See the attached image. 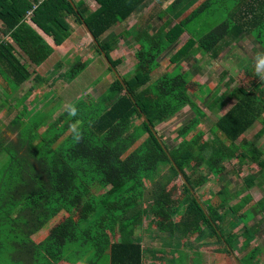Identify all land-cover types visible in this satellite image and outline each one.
<instances>
[{"label": "trees", "instance_id": "1", "mask_svg": "<svg viewBox=\"0 0 264 264\" xmlns=\"http://www.w3.org/2000/svg\"><path fill=\"white\" fill-rule=\"evenodd\" d=\"M0 1L2 30L9 32L13 43L27 57L21 60L13 44L0 39V74L5 78L6 90L13 93L12 105L21 106L5 124L14 133L13 138L0 130V264L74 262L66 256L67 245L71 246L72 260L87 257L83 264H96L105 250H108L107 264H142V247L132 236L137 220L148 211V206L140 204L145 197L142 185L145 180H155V190L150 192L159 198L157 190L161 191L175 176L181 178L180 189L185 196L170 213L190 214L193 230L197 229L199 219L211 227L215 240L225 241L229 246L221 232L223 225L215 223L216 217L222 221L223 216L212 208L209 198L196 195L193 171L198 162H204L219 182L217 193L223 194L222 200H232L252 184L261 186L264 156L253 144L264 133V117L261 118L264 88L252 80L236 87L233 90L236 101L217 117L208 138L203 129L195 128L202 115L198 96L204 95L203 87L194 86L190 72L181 69L180 61L193 49L209 51L214 56L226 43L225 37L232 39L253 23L264 27V0H202L174 22L171 20L184 11L183 2L187 0H171L163 10L151 14L160 23L144 25L131 37L136 44L132 48L134 62L131 72L125 75L115 70L120 59L109 56L116 44L109 30L140 9L144 0H95L94 10H89L81 0ZM252 2L255 4L251 5ZM211 4L230 14L229 19L208 31L192 50L193 39L185 40L168 56L173 62L171 68L152 79L151 71L169 45L175 43L185 23ZM238 13L240 23L233 21ZM26 16L54 45L61 44L69 35L65 17L72 16L90 33L92 45L104 56L107 68L118 74L93 101L77 98L42 131H38L39 125L52 109H41L34 119L27 118L28 108L23 100L33 86L18 94L15 91L29 77L43 80L29 66H38L53 48L24 20ZM123 36L127 38L128 32ZM84 67V61H76L63 74L72 79ZM50 104L46 107H52ZM184 105L194 115L177 128L179 139L175 143L164 140L155 124L169 119ZM42 112L43 116L38 114ZM255 121L261 123L258 130L242 138ZM224 160H234L232 164L238 167L248 161L245 166L252 171L233 192L225 188L231 182L229 176V180L225 177L234 168L224 167ZM250 202L251 195L247 192L231 203L233 214L226 225L244 224L249 214L254 216L257 210H264V197L246 205ZM62 212L67 215L51 226ZM158 212H153L156 228L168 226ZM47 223L49 229L42 232Z\"/></svg>", "mask_w": 264, "mask_h": 264}, {"label": "rangeland", "instance_id": "2", "mask_svg": "<svg viewBox=\"0 0 264 264\" xmlns=\"http://www.w3.org/2000/svg\"><path fill=\"white\" fill-rule=\"evenodd\" d=\"M81 1L90 9H93V7H95L96 5L93 0ZM170 1L171 0H148L146 3V7L143 6L138 13H132L131 15H128L119 23V26L115 28L113 27L112 30H109L113 33V38H116L115 47L109 52V56L111 59H114L115 57H118L120 59V61L115 65V70L117 71V73L125 75L131 72L134 62L132 48L133 46H136L134 40H132L131 37H134L136 31L144 25L147 27H151L153 25L156 26V24L160 23L161 21L158 20L155 16H152L151 14L157 12L158 10H163L165 7L168 6ZM192 1L193 0H187L186 2H183L186 6L183 9L184 11H182L179 16L174 17L171 21L174 22L179 18H182L183 16H186L188 13H190L191 10L194 9L193 6L195 2H199V0H194L193 3ZM65 18L69 24V35L59 45H54L49 36H47L46 34L43 35L44 39L52 46L53 51L38 66H32V64L31 66H29V69L32 67L31 69H33V72L43 80L39 82L35 81L34 78L32 79L31 77H29L20 83L21 87L16 88V92L18 94L23 92L29 85L33 86V88L29 90L28 94L26 95V98L23 100V103H25L26 107L28 108L25 112V116H27V118L30 116H32L33 118L34 114H36L41 109H52L50 115L45 118L46 120H44V122L39 125L38 131H42L46 127V125L52 121V119H54L60 112H62L67 105L72 104L77 98L81 97L87 101H93L100 94V92L104 90V86L109 81H111L113 76L115 75L111 70L107 68L108 63L106 62L104 56L102 54H98L97 51H95L94 46L91 42V38L84 29V27L79 24L72 16H67ZM226 19V16L222 17L220 15V9L217 7V4H211L205 10L200 11L195 17L190 18V20L186 22L187 24L185 23L183 32L178 37V43H183L188 38H192L193 42H197L201 38H203V36H205L208 31L212 30L218 24L220 25ZM207 25L209 26V29L202 28V26ZM125 31L128 32L127 38L123 36ZM259 36L260 38H262L260 42H263L264 46L263 33ZM16 52H18L20 59L22 58L24 60H27L26 55L23 54L21 51L19 52V50H16ZM167 58L168 57L166 55H163L162 58L159 60V64L151 71L150 76L152 79L155 78V76H157V74L161 73L163 70L171 68L173 63L172 61L169 62ZM76 61H84L85 67L81 69L75 75L74 78L69 79L66 74H63V72L67 71L71 63H75ZM181 64V69L183 70L186 64L182 63V61ZM232 64V61H229V63H227L226 61H223L220 58L217 62V66L209 67L208 73H211L210 75H212V77H215L216 79V74L219 71L228 67L227 65H231L230 70L232 69V67L235 68V66H233ZM226 71L229 70L227 69ZM234 73L235 71H231L233 77H237V80L235 79V81H237V83L242 84L241 81H243V78L241 74L239 73L235 75ZM228 74L231 75L229 72ZM257 74L260 76V71H258ZM207 76L208 74L206 73L200 77H196L193 80L195 87H197L198 85H203L204 87H206L202 90L203 93L207 88L211 86L210 84H205L207 82ZM262 77H264V73H262ZM0 81L3 86L4 81L1 79V77ZM8 90H0L1 95L7 93L6 101L3 102L0 106V130L4 132L6 137L13 138L14 133L8 130L5 124L21 106L20 104H18L16 107L12 105V102L10 101L12 93H10ZM202 98L203 95L200 94L198 96V101H201ZM19 99L20 97L17 98V100ZM48 103H51L50 106L52 107H46ZM199 105L200 108L203 110V114H205V116L212 115V113L206 106L201 105L200 102ZM181 109L188 110L187 105H184ZM43 113L44 112L38 114L43 116ZM205 116H203L201 121L195 125V128L203 129L205 132L204 136L210 138L212 136V133L207 127L211 124V120L204 118ZM135 121H138V119L136 118ZM180 122L181 116H171L169 119L155 124V128L160 132L164 140H167L169 142L172 141L173 143H175L179 139V136L177 134V128L180 126ZM259 127L260 125L258 123H255L242 135V138H248L250 135L256 132ZM253 145L255 149L257 151H260V153L264 156V134L257 138L254 141ZM233 162L234 160H224L222 162L224 167L228 169H230L231 167L234 168L232 173L227 172L226 175V177H230L231 182L225 188L227 190L230 189L232 192L235 189L240 188L242 185L241 179L245 175H248V173L250 174L252 172L245 166V164H249L248 161L245 162L244 165L239 167L232 164ZM194 168L195 169L193 171V181L197 188L196 195L201 199L209 198L211 201L210 204L212 205V208L219 215L223 216L222 221H220L219 218L216 217L215 223L219 226L223 225L222 227L224 228H221V232L223 236L227 238V241L232 246L234 252L245 251L244 258L240 259L241 257H238L237 260L239 262H237V260L233 256V252L232 254H230L229 247L226 246L225 248H223V246L220 244L221 241H219L218 243L215 240L213 233H211V227L203 224V222H200L199 219L197 220V229L193 230L192 226H194V221L192 220L190 214L175 212L170 213V209H173V207L176 208L177 203L182 200V198L185 196V192L180 189L181 178L179 177H173L163 185L162 189H160L161 191L157 190V192L161 194L159 198H156V193L150 192V190H155V180L144 181L142 187L145 190V197L142 199L140 204H142V206L144 207L148 206L146 208L149 212V215L143 217L144 222H147L148 218H150L152 214L153 217H151L150 220L153 224H151V226L153 228H156V216L153 214V212H157L159 210L158 214L161 212L160 216H163L171 230H177L175 231V233L179 234V236L175 238L176 242L173 243H181L180 247L182 248H179L180 250L177 249V258L174 257L171 260L174 264H213L214 260L217 257L220 260L223 257L225 258L223 261H221V264H257L251 263L250 261H252V258L254 259L255 257L261 255L260 246L258 242H256L253 247L247 244V242H249V238L255 235L254 231L256 232V228L254 226L249 227L251 226V224L249 225V220L252 218L253 215L249 214L248 218H246V220L244 221V224L243 222H239L233 227L227 226L226 224L227 221H230L233 214V211H231L229 205L231 203H234L247 192H249V194L251 195V202L246 203V205L256 203L261 198V196L264 195V184L261 186H255L252 184L248 187L247 190H243L240 195L234 197L232 200H222L221 197H223V194L217 193L220 187L219 182L218 180H216L215 176L213 177L210 172H208L204 162H198ZM165 171L166 169L163 168L162 172ZM202 174L204 175L202 176ZM66 215L67 214L64 212L60 213L58 216H56L55 219H53V221L51 220V226L57 223L58 221L62 220ZM88 220L90 222L92 219L89 218ZM254 221H256L258 224L264 225V210H257ZM81 226H85L84 223H81ZM168 226H160L158 227V229L156 228V230H158L159 232H163L164 234V230ZM49 227L50 223H47L45 229L42 230V232L47 231ZM245 228L246 231L242 233ZM234 239H236V242H238L239 239L240 241H242L241 243L244 242L242 248H239L237 246L238 244H234ZM70 247L69 245H67L64 251L69 254L66 256H69V259L74 262H68L83 264L87 257H81L76 261L72 260L69 251ZM190 249L194 250L193 255L187 252ZM165 257L166 255H164L163 259ZM218 259L216 260V262H218ZM158 261L161 264H164L162 263V260ZM57 264H60V262H58ZM96 264H105V261L104 259H99ZM146 264L150 263L146 262ZM153 264L158 263L154 262Z\"/></svg>", "mask_w": 264, "mask_h": 264}, {"label": "crops", "instance_id": "3", "mask_svg": "<svg viewBox=\"0 0 264 264\" xmlns=\"http://www.w3.org/2000/svg\"><path fill=\"white\" fill-rule=\"evenodd\" d=\"M93 1L95 2V0H93ZM147 1L148 0L143 1L140 9L143 6L146 7ZM201 1L202 0H199V2H201ZM4 2L5 1H2V3H4ZM193 2H194V0L192 1V3ZM197 2H195L193 7H196L199 4V2L198 3ZM250 4L252 5L255 3L252 2ZM213 5H215V4H213ZM96 6H97V3L95 5V7ZM95 7H93V9L89 8V10H94ZM217 7L220 9V15L222 17L226 16L227 19H229L230 14H228L226 11H223L221 9V7H219L218 5H217ZM140 9H138L134 12H131L129 15H131L132 13H138L140 11ZM236 16H237V14H234L233 21L236 20V22L240 23L239 13H238L237 18H236ZM231 17H233V14L231 15ZM24 20L27 23H29L35 29V31L38 34H40L42 37H43V35H45L35 25V23L29 19L28 16L24 17ZM251 25L252 26H250V28H245V31H242V32L239 31L238 33H236L234 38H232V39H230V37H225L227 39L226 43H224L222 45V47H220V50L214 56H211L209 51L201 52L200 50H194L193 48L196 45V42L194 41L192 43V46H191V50L193 49V51H191L190 53H188L187 55H185L184 57L181 58L182 63L186 64L184 69H186L190 72L191 78H193V80L198 76L200 77L206 73L208 74L207 82L205 84H210L211 86L204 91V95H203L202 100L200 101V104L203 106H206L213 115V116L212 115L211 116H208V115L205 116V114H203V110L201 109L202 110L201 119L203 116H205L204 118L211 120L210 121L211 124L207 127L209 130L212 128L211 125H213V123L217 119V117H219L221 114H223L236 101V93L233 91L236 87L245 86L247 84L246 82H249L252 80L253 82H255L257 84V86L264 88V77H262V73H264V63H261L262 61H264V46H263V43L258 42L259 40L262 39V38H260L259 35H261L262 33L264 35V27L262 26V28H261L258 26V24L255 25V23H253ZM208 27H209L208 25L202 26L203 29L204 28L209 29ZM195 32H197V31H195ZM0 39L10 41L13 44L14 50L15 51L19 50L17 45L15 43H13V41L11 40L9 32L2 30L1 20H0ZM222 39L224 40V37ZM221 41H219V42H221ZM181 44L182 43H178V38H177L173 45H169V47L165 50L163 55H166L168 57ZM16 54L18 55V52H16ZM220 58L223 61H226L227 63H229V61L230 62L232 61V63H233L232 65L235 66V68L232 67L233 70L232 69L230 70L231 65L230 66L227 65L228 67H226V68L229 71H226L227 70L226 68L219 71L216 74V79H215V77H212V75H210L211 73H208L209 67L217 66V62L219 61ZM21 60H23V59L21 58ZM167 60L170 62V60L168 58H167ZM181 61H180V63H181ZM231 71H235V73H234L235 75L240 73L242 78H243L244 83H243V81H241L242 84L237 83V81H235V79L237 80V77H233V75L231 74ZM258 71H260V76L257 74ZM228 72L232 76L229 75ZM0 77L4 81L3 86H2L1 81H0V90L3 89L5 91L6 90V82H5L4 78L1 76V74H0ZM19 86L21 87V84H19ZM201 87H203V89L206 88L203 85L202 86L198 85L196 88H201ZM10 93H12V92H10ZM6 98H7V93H4L3 95L0 94V102H5ZM187 109L188 110L180 109L178 112H176L173 115V116H181L180 124L183 121H185L186 119H188L189 117L194 115V112L190 108H188V106H187ZM262 117H264V111L261 114V118ZM201 119H200V121H201ZM255 123H258L261 126V123L259 121H255L253 123V125ZM225 178L228 179V176ZM258 179H260V178L257 177V180H256L257 183L259 182ZM230 181H231V179H230ZM263 184H264V182L261 185H263ZM261 197H264V195H262ZM148 213H149L148 211L147 212L144 211V213L141 215L140 219L137 220L138 225L134 228L133 233H132L133 234L132 236H134V237L136 236V238L138 239V241L140 242V245L142 247V264H146V262H149L150 264H153L154 262L161 264L158 260H162V263H164V264H174V263H172L171 260L174 257L177 258V249L182 248V247H180L181 243H179V242L173 243V242H176L175 238L177 236H179V234L175 233V231H177V230L172 231L171 228L168 226L164 230V234H163V232H159L158 230H156V228H153L151 226V224H153L152 221L150 220V218L153 217L152 214H151L150 218H148V221L144 222L143 217H146V215H149ZM255 216H256V213L254 214L253 218L249 222V225L251 224V226H249V227L254 226L256 228V232L254 231L255 235L252 236L251 238H249V242H247V244L249 246L253 247L254 244L256 242H258L260 249H261V252H260L261 255L255 257L254 259L252 258V261L253 260L254 261L253 262L250 261V262L251 263H257V264H264V229H263L264 225L258 224L256 221H254ZM245 231H246V229H244L242 233H244ZM115 236L116 235H114V239L117 237V236L116 237ZM240 239L238 242H236V239H234V244L235 245L238 244L237 246L239 248H242L244 242L241 243L242 241H240ZM216 241L219 243L218 240H216ZM220 244L223 246V248H225L226 246L227 247L231 246L229 243H228L229 244V246H228L225 243V241H221ZM151 245H153V246H151ZM173 248H175V249H173ZM182 252H183V250H182ZM187 252L191 253L192 255L194 254V250H191V249ZM229 252H230V254H232V252H233V256L235 257L236 260L238 259V257H241L240 259L244 258V255H245L244 254L245 251L244 252H238V251L234 252L232 246H231V248L229 247ZM164 255H166V257L163 259ZM100 259H104L105 264L108 263V250H105V252L102 254ZM217 259H218V257L214 260L213 264H221L222 263L221 261H223L225 258L223 257L221 260L218 259V262H216ZM59 262H60V264H78V263H70L68 261H59ZM237 262H239V261L237 260Z\"/></svg>", "mask_w": 264, "mask_h": 264}, {"label": "water", "instance_id": "4", "mask_svg": "<svg viewBox=\"0 0 264 264\" xmlns=\"http://www.w3.org/2000/svg\"><path fill=\"white\" fill-rule=\"evenodd\" d=\"M88 35L90 36V38H92V36L90 35V33L88 32ZM117 76H118V74L117 73H115ZM180 174V173H179Z\"/></svg>", "mask_w": 264, "mask_h": 264}, {"label": "built area", "instance_id": "5", "mask_svg": "<svg viewBox=\"0 0 264 264\" xmlns=\"http://www.w3.org/2000/svg\"><path fill=\"white\" fill-rule=\"evenodd\" d=\"M27 14H29L30 13V10H27V12H26Z\"/></svg>", "mask_w": 264, "mask_h": 264}, {"label": "clouds", "instance_id": "6", "mask_svg": "<svg viewBox=\"0 0 264 264\" xmlns=\"http://www.w3.org/2000/svg\"><path fill=\"white\" fill-rule=\"evenodd\" d=\"M261 63H264V61H262Z\"/></svg>", "mask_w": 264, "mask_h": 264}]
</instances>
